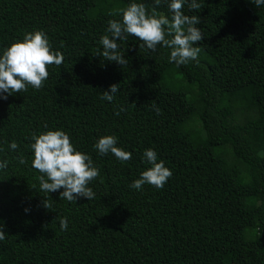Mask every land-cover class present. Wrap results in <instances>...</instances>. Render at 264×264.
Returning a JSON list of instances; mask_svg holds the SVG:
<instances>
[{"label": "trees", "instance_id": "trees-1", "mask_svg": "<svg viewBox=\"0 0 264 264\" xmlns=\"http://www.w3.org/2000/svg\"><path fill=\"white\" fill-rule=\"evenodd\" d=\"M131 2L155 7L153 0H0V56L37 30L64 55L48 66L40 90L29 85L0 99V162L8 161L0 170V264H264V4L196 0L203 7L190 10L185 3L204 35L196 61L177 66L170 49L140 48L129 35L117 41L128 60L121 66L97 49L111 36L108 21H122ZM169 2L156 11L171 21ZM112 84L120 87L108 102L102 92ZM57 129L99 168L88 185L95 199L68 202L62 188L41 191L32 137ZM106 135L132 158L101 156L94 145ZM149 148L172 176L162 188L133 189L151 167Z\"/></svg>", "mask_w": 264, "mask_h": 264}, {"label": "clouds", "instance_id": "clouds-1", "mask_svg": "<svg viewBox=\"0 0 264 264\" xmlns=\"http://www.w3.org/2000/svg\"><path fill=\"white\" fill-rule=\"evenodd\" d=\"M161 2L162 0H153L155 7H152L150 12L149 5L144 2H131L126 9H122V21H108L106 31L111 36L101 37L103 51L101 53L100 49H97V55L126 66L128 60L124 58V50L117 41L127 40L131 35L142 41L140 48L156 51L160 45L170 49L169 62L177 66L196 61L201 51L196 45L204 38L200 28L196 27L201 20L197 15H185L183 8L185 3H188L190 10H199L203 4L197 3L196 0H191L190 3L188 0H170L168 3V8L172 12L170 21L164 14L156 11ZM251 2L256 7L264 4V0ZM63 61L64 55L51 48L43 31L26 33L22 41L13 42L0 56V99L6 100L14 93L25 92L29 85L40 90L43 82L49 77L48 66L53 64L60 66ZM119 87V84L110 85L107 91L102 92V98L111 102ZM155 110L159 114V108ZM120 111L124 109L121 108ZM115 114L119 115L120 112ZM32 139L34 140L31 144L34 153L32 167L42 173L37 178L41 191L48 194L62 188L60 198L68 202H76L81 197L87 200L95 199V193L88 185L100 175V170L94 166L88 154L74 148L66 132L59 129L49 130L38 136L34 135ZM9 147L16 150L18 145L13 141ZM94 148L101 156L111 153L120 161L132 158L131 152L117 146V137L114 135L99 138ZM143 155L151 167L143 171L140 178L133 181L130 187L140 190L144 184H150L158 189L162 188L172 176V171L165 166L163 160L158 161L155 150L146 149ZM19 162L25 164L26 160L20 157ZM7 166V160L0 162V170L6 169ZM43 206L51 209L49 198L43 201ZM59 226L62 231H66L67 218H61ZM5 238L6 232L0 227V240Z\"/></svg>", "mask_w": 264, "mask_h": 264}]
</instances>
